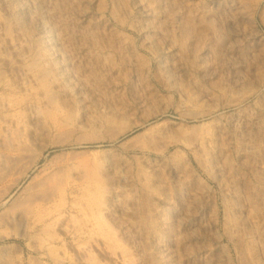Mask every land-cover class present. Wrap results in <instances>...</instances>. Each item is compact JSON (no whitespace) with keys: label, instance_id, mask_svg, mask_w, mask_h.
I'll list each match as a JSON object with an SVG mask.
<instances>
[{"label":"rangeland","instance_id":"obj_1","mask_svg":"<svg viewBox=\"0 0 264 264\" xmlns=\"http://www.w3.org/2000/svg\"><path fill=\"white\" fill-rule=\"evenodd\" d=\"M0 264H264V0H0Z\"/></svg>","mask_w":264,"mask_h":264}]
</instances>
